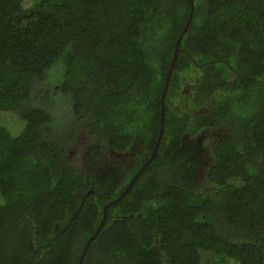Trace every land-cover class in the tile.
Returning a JSON list of instances; mask_svg holds the SVG:
<instances>
[{
    "label": "trees",
    "instance_id": "16d2710c",
    "mask_svg": "<svg viewBox=\"0 0 264 264\" xmlns=\"http://www.w3.org/2000/svg\"><path fill=\"white\" fill-rule=\"evenodd\" d=\"M193 1L157 155L82 264H264V0ZM191 5L0 0V264H78L152 155ZM55 69L76 121L63 131L30 103ZM110 149L129 155L99 168Z\"/></svg>",
    "mask_w": 264,
    "mask_h": 264
},
{
    "label": "rangeland",
    "instance_id": "374dc122",
    "mask_svg": "<svg viewBox=\"0 0 264 264\" xmlns=\"http://www.w3.org/2000/svg\"><path fill=\"white\" fill-rule=\"evenodd\" d=\"M61 71L56 69L52 71V74L48 75L47 78L43 80H38L37 87L40 89L41 94L34 96L30 103L35 104H44L49 107V110L54 113L55 116V129L58 131H63L64 129L73 128L75 126V117L73 115L71 104L68 99H64L61 95L53 88H57L59 76ZM50 86L49 88L53 90V94H45L44 86ZM44 87V88H43ZM53 87V88H52ZM77 140L69 144L70 155L72 161L76 164H81L83 162V151L85 150L87 138L84 135L82 128L77 132ZM107 155V153H106ZM104 161H107V156L104 157L102 165L105 164Z\"/></svg>",
    "mask_w": 264,
    "mask_h": 264
},
{
    "label": "water",
    "instance_id": "95a60500",
    "mask_svg": "<svg viewBox=\"0 0 264 264\" xmlns=\"http://www.w3.org/2000/svg\"><path fill=\"white\" fill-rule=\"evenodd\" d=\"M191 7H192V10H191V13H190V17H189V20H188V23L184 29V31L181 33L178 41H177V45H176V51H175V54H174V57L172 59V62H171V65H170V68H169V71H168V75H167V78H166V83H165V87H164V93L162 95V114H161V126H160V133H159V137H158V140L156 142V145L153 149V152H152V155L150 156V158L144 163V165L139 169V171L136 173V175L132 178V180L130 181V183L126 186V188L124 189V191H122V193L115 199L111 200L110 202L106 203V205L104 206V214H103V217L95 231V233L93 235H91L85 246H84V249L81 253V256L79 258V261H78V264H82L83 263V260L92 244V242L94 241V239L97 238V236L99 235L100 231L102 230L107 218H108V207L115 203L116 201H118L120 198H122V196L131 188V186L134 184V182L136 181V179L139 177V175L145 170V168L154 160V158L156 157L157 155V152H158V148H159V145H160V142L162 140V137H163V134H164V129H165V114H166V107H165V100H166V96H167V92H168V88H169V85H170V81H171V77H172V74H173V70H174V66H175V62H176V59L178 57V53H179V47H180V44H181V41H182V38H183V35L184 33L186 32L187 28L189 27L190 25V22L192 20V17H193V12H194V1L191 0Z\"/></svg>",
    "mask_w": 264,
    "mask_h": 264
},
{
    "label": "flooded vegetation",
    "instance_id": "af4514ba",
    "mask_svg": "<svg viewBox=\"0 0 264 264\" xmlns=\"http://www.w3.org/2000/svg\"><path fill=\"white\" fill-rule=\"evenodd\" d=\"M217 131H219V133H217ZM210 134H213V135H217L215 136V139H214V142H216L218 139V136L221 135V131L219 129H213V130H209V129H204L201 133H199L198 136V140H202L203 138H205V136H208ZM129 153H124V152H118L114 149H110V152L106 155L105 153L104 154H101V158L100 160L98 161L97 163V166L99 168L102 167V161L104 159L105 156H107V161H104L106 166H109L111 163L113 164L114 162H116L117 160L121 161L122 163L124 162V159L126 157H128Z\"/></svg>",
    "mask_w": 264,
    "mask_h": 264
}]
</instances>
